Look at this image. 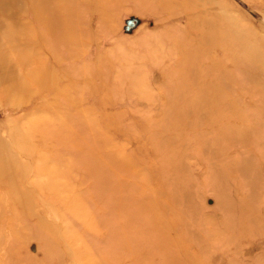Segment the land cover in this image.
<instances>
[{"label": "rangeland", "instance_id": "rangeland-1", "mask_svg": "<svg viewBox=\"0 0 264 264\" xmlns=\"http://www.w3.org/2000/svg\"><path fill=\"white\" fill-rule=\"evenodd\" d=\"M0 264H264V0H0Z\"/></svg>", "mask_w": 264, "mask_h": 264}]
</instances>
